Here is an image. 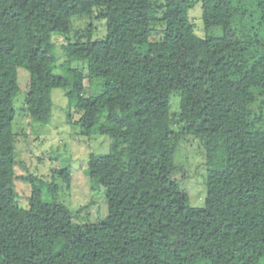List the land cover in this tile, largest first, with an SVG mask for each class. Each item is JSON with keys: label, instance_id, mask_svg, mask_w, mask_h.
Segmentation results:
<instances>
[{"label": "trees", "instance_id": "1", "mask_svg": "<svg viewBox=\"0 0 264 264\" xmlns=\"http://www.w3.org/2000/svg\"><path fill=\"white\" fill-rule=\"evenodd\" d=\"M197 1L204 36L193 0H0V264H264V0ZM78 17L104 21V35L88 25L71 37ZM84 79L98 90L85 94ZM56 88L78 135L109 138L84 169L106 205L98 221L90 200H60L52 176L15 172L16 97L34 127ZM183 136L201 150V208L181 186Z\"/></svg>", "mask_w": 264, "mask_h": 264}, {"label": "rangeland", "instance_id": "2", "mask_svg": "<svg viewBox=\"0 0 264 264\" xmlns=\"http://www.w3.org/2000/svg\"><path fill=\"white\" fill-rule=\"evenodd\" d=\"M189 10V18L195 25V33L204 36L205 30L201 20V5L197 0ZM92 26L93 38L102 37L105 33L104 21L90 19L88 17L73 18L70 36L78 29H86ZM209 34L221 35L220 27H212ZM62 37H55L56 66L55 74L62 73L61 65L66 62L65 54L60 46ZM74 64V63H73ZM85 94L98 90L96 82L84 79ZM96 89V90H94ZM23 91L19 92L15 100V124L14 131L26 133V137L18 138L15 143V172L16 175L31 172L38 176L51 179V176L59 181V199L67 205L76 209L89 201V211L91 220L98 221L106 213V205L102 194L91 192L90 185L84 169L86 160L90 152L98 154L106 153L109 147L107 136H94L86 138L78 135V128L68 124L66 118L67 101L64 91L60 88L51 90L52 113L46 124L33 123L31 126L27 113L24 110ZM173 110L176 109V99L173 100ZM73 120L78 115L73 111ZM175 161L185 167L186 178L182 182V188L187 192L189 202L192 207L201 208L204 204L205 187L203 185V159L198 140L192 137L183 136L180 139L176 151ZM23 166V167H22ZM72 166V180L66 185L60 180L59 171ZM26 168V169H24ZM53 180V179H52ZM55 181V180H54ZM57 183V181H55ZM17 200L25 203L28 188L23 192L26 184L21 179L15 180ZM87 195L89 197L87 198Z\"/></svg>", "mask_w": 264, "mask_h": 264}]
</instances>
